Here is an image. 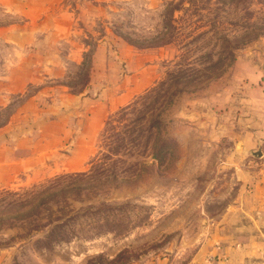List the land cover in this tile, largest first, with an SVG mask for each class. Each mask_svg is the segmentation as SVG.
<instances>
[{"label":"rangeland","instance_id":"rangeland-1","mask_svg":"<svg viewBox=\"0 0 264 264\" xmlns=\"http://www.w3.org/2000/svg\"><path fill=\"white\" fill-rule=\"evenodd\" d=\"M251 75L264 0H0L2 162L29 161L50 104L130 99L80 171L63 168L71 145L2 179L0 264H186L232 202L219 120L255 101Z\"/></svg>","mask_w":264,"mask_h":264},{"label":"crops","instance_id":"crops-1","mask_svg":"<svg viewBox=\"0 0 264 264\" xmlns=\"http://www.w3.org/2000/svg\"><path fill=\"white\" fill-rule=\"evenodd\" d=\"M249 82L256 90L239 93V96L255 100L248 101V110H239L246 111L240 114L232 110V118L224 116V121L219 120V125L230 121L226 131L230 133L228 137L233 147L224 155L222 163L233 168L230 176L232 202L216 221L206 225L201 244L186 264H264V78L251 75ZM96 89L90 97L70 95L63 100V108L50 104L48 109L57 112L51 125L54 129L48 132L44 128L32 139L28 147L32 154L29 161L18 158L2 162L4 159L0 158V186L2 179L13 177L12 170L22 173L29 163L35 165L42 161L43 164L48 156L57 158L58 149L71 145L74 150L67 162H63V168L80 171L81 157L89 159L92 138L113 107L118 108L130 100L126 93L122 98H115L109 88Z\"/></svg>","mask_w":264,"mask_h":264}]
</instances>
